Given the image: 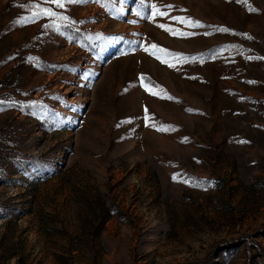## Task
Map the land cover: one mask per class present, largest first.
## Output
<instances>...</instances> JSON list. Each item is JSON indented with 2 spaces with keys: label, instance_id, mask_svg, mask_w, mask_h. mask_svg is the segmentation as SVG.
Instances as JSON below:
<instances>
[{
  "label": "rangeland",
  "instance_id": "374dc122",
  "mask_svg": "<svg viewBox=\"0 0 264 264\" xmlns=\"http://www.w3.org/2000/svg\"><path fill=\"white\" fill-rule=\"evenodd\" d=\"M0 264H264V0H0Z\"/></svg>",
  "mask_w": 264,
  "mask_h": 264
},
{
  "label": "snow or ice",
  "instance_id": "6c2138e0",
  "mask_svg": "<svg viewBox=\"0 0 264 264\" xmlns=\"http://www.w3.org/2000/svg\"><path fill=\"white\" fill-rule=\"evenodd\" d=\"M52 2L53 3H55L58 7H63V0H52ZM68 2H75V0H68ZM169 7H171V6H169ZM152 8H153V16L155 17L156 15H164V13H162V12H160L158 9H157V7H156V5H152ZM43 13L44 14H46V15H48V16H54L55 15V13H53V12H51V11H49V10H47V9H44L43 10ZM40 13H38V12H33V15H32V19H34L37 15H39ZM138 15H140V13H138ZM61 19H66V17H61ZM181 23H187L189 26H200L199 24H198V22H194V21H190V20H186V19H184V18H177ZM160 27H165V26H163V25H160ZM165 30L166 31H173L172 29H168V28H165ZM180 35L181 36H183L184 34L183 33H180ZM151 48L152 49H155V50H157V51H153V52H150L149 54L150 55H153V56H156V58H160L158 55H157V52L158 51H161V50H159L158 49V46L157 45H151ZM146 51H147V49H145ZM162 62H167V61H164V60H162ZM169 66H173L171 63H169ZM142 79V78H141ZM153 94H155V93H153ZM158 130H164V129H158ZM174 179H175V177H174Z\"/></svg>",
  "mask_w": 264,
  "mask_h": 264
},
{
  "label": "trees",
  "instance_id": "16d2710c",
  "mask_svg": "<svg viewBox=\"0 0 264 264\" xmlns=\"http://www.w3.org/2000/svg\"><path fill=\"white\" fill-rule=\"evenodd\" d=\"M108 39H111L109 41L110 46L114 45L115 39H112V37L108 38ZM225 47L226 46L214 47V48H211V49L204 51V52L194 53L193 55H190L189 57L191 59L211 60V59L217 57V55H219L220 52H222ZM234 243H238V242H234ZM234 243H226L225 245H223V247L222 246L219 247V249L220 248H230L232 246V244H234ZM213 254L214 253H212V255Z\"/></svg>",
  "mask_w": 264,
  "mask_h": 264
}]
</instances>
